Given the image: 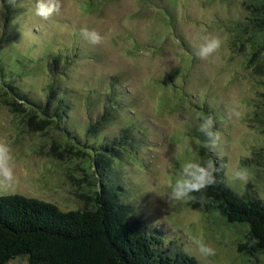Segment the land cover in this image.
<instances>
[{
  "label": "rangeland",
  "instance_id": "1",
  "mask_svg": "<svg viewBox=\"0 0 264 264\" xmlns=\"http://www.w3.org/2000/svg\"><path fill=\"white\" fill-rule=\"evenodd\" d=\"M259 5L0 0V145L7 147L0 154V196L19 193L65 211L94 207L87 196L98 174L85 166L88 158L94 162L91 150L78 156L62 150L71 144L62 128L50 121L40 125L42 116L17 102L7 86L43 106L56 81L70 97L62 125L81 143L97 146L130 129L134 140L105 162L123 186L114 189L117 200L164 247L182 249L199 264H264V254L240 249L250 242L247 224L229 223L188 193L174 195L189 165L194 174L206 170L207 157L199 149L207 144L201 126L210 120L209 148L225 181L239 196L264 200V161H258L264 158V30L247 20L250 7ZM214 39L219 46L202 56L200 49ZM107 98L116 109H105ZM106 110L112 117L87 139V126ZM240 168L248 172L246 182L233 177ZM7 264L28 260L19 256Z\"/></svg>",
  "mask_w": 264,
  "mask_h": 264
},
{
  "label": "trees",
  "instance_id": "2",
  "mask_svg": "<svg viewBox=\"0 0 264 264\" xmlns=\"http://www.w3.org/2000/svg\"><path fill=\"white\" fill-rule=\"evenodd\" d=\"M256 1L260 5L250 7L251 17L248 16L247 20L255 28L264 30V0ZM2 68L0 64L1 71ZM7 86L18 99L14 98L17 102L27 103L42 116L40 125L50 121L62 128L71 142L62 150L76 156L85 152L84 148L88 152L91 150L94 162L88 158L85 166L89 171L95 167L98 176L93 172L97 179L95 182L89 181L90 195L87 197L94 201L93 208L65 211L53 202L35 197L19 193L1 195L0 264H7L19 256L26 257L28 264H199L195 256L182 249L173 253L175 250L164 247L162 238L150 232L141 220L130 217L129 205L117 200L114 189L123 186L119 178L110 172L115 168L110 167L105 159L118 157L122 146L134 140L129 128L122 130L110 142L105 140V143L97 146L83 144L62 125L70 111L67 99L70 97L59 83L51 82L43 106L24 95L15 85ZM53 100H57V103L51 110ZM106 101L105 109H109L110 105L116 109L109 98ZM12 104L17 110L20 109L15 103ZM111 117V112L106 110L91 122L85 131L87 139L96 137ZM30 124L33 125V122L30 121ZM207 140V136L202 138V142L208 145L203 144L199 149L200 154L207 157L206 170H197L194 186L188 195L197 205L216 208L229 223L247 224L250 242L245 247L240 245V249L251 256L264 254V200L249 193L239 196L232 191L224 179L223 166L212 154L210 140ZM87 155L85 153L82 157L87 158ZM258 161H264V158Z\"/></svg>",
  "mask_w": 264,
  "mask_h": 264
},
{
  "label": "clouds",
  "instance_id": "3",
  "mask_svg": "<svg viewBox=\"0 0 264 264\" xmlns=\"http://www.w3.org/2000/svg\"><path fill=\"white\" fill-rule=\"evenodd\" d=\"M219 46V41L218 40H211L210 42H208L205 46H203L200 49V54L202 56L208 55L210 52H212L215 48H217ZM201 131H204L205 134L208 137H212L213 136V132L211 131V121H206L202 126H201ZM7 153V147L5 145H0V154H6ZM193 166L189 165L186 169H185V178L178 181L176 188L174 190V195L177 198H180L184 195H186L189 191L192 190L193 188V181L195 179V174L190 171V169ZM4 174L6 176H11V172L10 171H5ZM233 177L237 180L246 182L248 179V172L246 169L240 168L234 171L233 173ZM207 251L211 252V249H208Z\"/></svg>",
  "mask_w": 264,
  "mask_h": 264
}]
</instances>
